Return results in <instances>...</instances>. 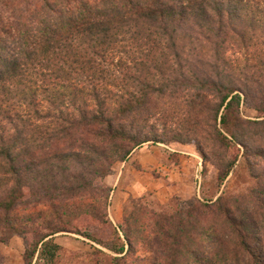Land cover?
<instances>
[{
    "label": "trees",
    "instance_id": "16d2710c",
    "mask_svg": "<svg viewBox=\"0 0 264 264\" xmlns=\"http://www.w3.org/2000/svg\"><path fill=\"white\" fill-rule=\"evenodd\" d=\"M172 143L193 145L220 185L242 159L256 187L136 205L108 264L154 243L156 264H264V0H0V245L23 238L24 264H57L58 234L100 245L104 180Z\"/></svg>",
    "mask_w": 264,
    "mask_h": 264
},
{
    "label": "rangeland",
    "instance_id": "374dc122",
    "mask_svg": "<svg viewBox=\"0 0 264 264\" xmlns=\"http://www.w3.org/2000/svg\"><path fill=\"white\" fill-rule=\"evenodd\" d=\"M241 115L253 119L256 114L249 105L243 104ZM127 170L126 184H113L115 176ZM126 175V176H127ZM104 185L111 190L107 204L109 228L91 226L100 245L73 234H58L55 241L64 248L57 264H108L107 257H115L109 246L112 241L111 229L117 230L122 217L136 205H145L155 212L164 209L193 205L196 200L214 203L217 198H237L256 187L249 177L242 159H238L231 173L223 184L217 181V171L202 157L193 145L177 143L170 145H143L136 149L130 158L114 166L111 176L104 180ZM129 188L130 191H127ZM25 241L14 236L0 245V264H24ZM158 244L151 250L140 251L129 260V264H156L155 253ZM136 258V259H135ZM32 264H41L36 258Z\"/></svg>",
    "mask_w": 264,
    "mask_h": 264
},
{
    "label": "crops",
    "instance_id": "0c3cea01",
    "mask_svg": "<svg viewBox=\"0 0 264 264\" xmlns=\"http://www.w3.org/2000/svg\"><path fill=\"white\" fill-rule=\"evenodd\" d=\"M127 170H128V166H127V168H126V170H125L124 172H120L119 174H117V175L115 176V180L113 181V184L115 183L114 185H117V184L119 183L120 179H121L122 184H123V183L126 184L127 177H128V175H127V173H128ZM126 175H127V176H126ZM127 191H130L129 188H128Z\"/></svg>",
    "mask_w": 264,
    "mask_h": 264
}]
</instances>
